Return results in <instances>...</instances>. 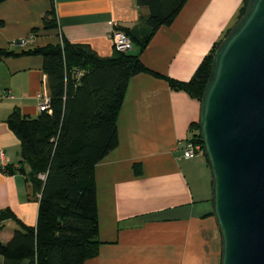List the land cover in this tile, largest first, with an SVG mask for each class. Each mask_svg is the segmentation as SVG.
Returning <instances> with one entry per match:
<instances>
[{"label":"crops","instance_id":"obj_1","mask_svg":"<svg viewBox=\"0 0 264 264\" xmlns=\"http://www.w3.org/2000/svg\"><path fill=\"white\" fill-rule=\"evenodd\" d=\"M242 1L187 0L173 22L152 35L141 61L155 73L188 80L233 25ZM52 2L57 27L44 29L43 16ZM147 16L148 9L136 0H5L0 3V47L19 50L64 37L111 56L109 34L123 29L142 35ZM21 38L27 40L24 45H12ZM6 89L13 98L0 97V150L7 165L16 166L20 145L5 119L14 107L32 116L39 112L36 95L46 91L42 57L0 61V93ZM198 116L199 102L171 88L165 78L150 72L130 78L116 122L118 143L95 166L100 244L98 254L84 264H220L209 167L204 155L185 159L179 152ZM29 194L24 176L0 162L1 242L21 224L36 223L37 196Z\"/></svg>","mask_w":264,"mask_h":264},{"label":"trees","instance_id":"obj_2","mask_svg":"<svg viewBox=\"0 0 264 264\" xmlns=\"http://www.w3.org/2000/svg\"><path fill=\"white\" fill-rule=\"evenodd\" d=\"M186 2L136 0L148 9L147 29L142 35L122 29L133 47L114 50L111 56H100L88 44L64 37L61 42L19 50L0 47V61L24 55L42 57L48 97L47 108L36 115L14 107L5 119L20 145L18 164L6 165L5 170L24 176L31 187L29 195L37 196L38 210L34 225L21 224L7 242L0 241V264H84L98 254L95 166L118 143L116 122L130 78L150 72L200 101L209 76L221 38L212 44L188 80L155 73L139 56L152 35L161 26L170 25ZM245 5L240 6L236 17L244 13ZM55 27L52 2L43 16L42 28ZM189 132L188 138L203 148L198 120L190 123Z\"/></svg>","mask_w":264,"mask_h":264},{"label":"water","instance_id":"obj_3","mask_svg":"<svg viewBox=\"0 0 264 264\" xmlns=\"http://www.w3.org/2000/svg\"><path fill=\"white\" fill-rule=\"evenodd\" d=\"M198 124L220 264H264V0L215 49Z\"/></svg>","mask_w":264,"mask_h":264},{"label":"built area","instance_id":"obj_4","mask_svg":"<svg viewBox=\"0 0 264 264\" xmlns=\"http://www.w3.org/2000/svg\"><path fill=\"white\" fill-rule=\"evenodd\" d=\"M109 38L112 41V45L114 50L116 51H129L132 49L133 44L132 40L124 31L119 29H114L110 34ZM27 42L25 38H21L17 41H13L12 45L22 46ZM0 97L4 98H13L12 94L9 90H4L0 93ZM37 101V109L44 110L47 108L48 105V97L47 92L43 90L42 92L36 95ZM180 156L185 159H192L197 155H203V148L201 144L196 143L195 141L191 140L190 138L184 139V141L180 144L179 147ZM0 162L3 167L7 165L6 160L3 156V151L0 150ZM42 177V176H41Z\"/></svg>","mask_w":264,"mask_h":264},{"label":"rangeland","instance_id":"obj_5","mask_svg":"<svg viewBox=\"0 0 264 264\" xmlns=\"http://www.w3.org/2000/svg\"><path fill=\"white\" fill-rule=\"evenodd\" d=\"M245 1H246V0H243V1H242L241 6H242V5H245ZM238 18H239V16L236 17L235 22L238 20ZM235 22H234V23H235ZM234 23H233V24H234ZM231 27H232V26H231ZM231 27H230V28H231ZM222 36H223V35H222ZM223 37H224V36H223ZM223 37H221V39H222ZM221 39H220V41H221ZM216 48H217V47H216ZM198 102H199V101H198ZM209 176H210V175H209ZM192 181H195V179L192 178ZM209 194H210V192H209ZM210 207H211V204H210Z\"/></svg>","mask_w":264,"mask_h":264}]
</instances>
